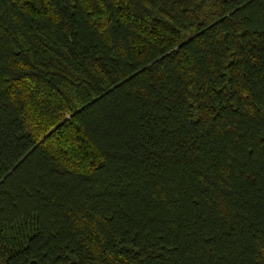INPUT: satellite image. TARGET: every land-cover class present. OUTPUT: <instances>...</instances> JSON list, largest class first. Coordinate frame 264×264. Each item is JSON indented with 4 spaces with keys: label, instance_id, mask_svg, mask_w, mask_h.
<instances>
[{
    "label": "trees",
    "instance_id": "trees-1",
    "mask_svg": "<svg viewBox=\"0 0 264 264\" xmlns=\"http://www.w3.org/2000/svg\"><path fill=\"white\" fill-rule=\"evenodd\" d=\"M0 264H264V0H0Z\"/></svg>",
    "mask_w": 264,
    "mask_h": 264
}]
</instances>
